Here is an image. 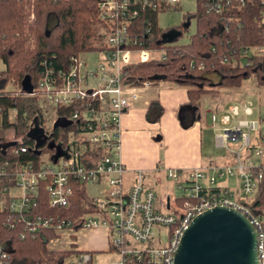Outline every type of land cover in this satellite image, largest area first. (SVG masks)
<instances>
[{
    "label": "built area",
    "instance_id": "1",
    "mask_svg": "<svg viewBox=\"0 0 264 264\" xmlns=\"http://www.w3.org/2000/svg\"><path fill=\"white\" fill-rule=\"evenodd\" d=\"M179 1L97 0L95 32L100 50L95 52L99 55L95 64H86L80 56L88 53L84 52L70 58L65 72L44 68L38 89L46 98L48 113H52L53 122L48 126L69 129L62 155L44 153L37 166L14 161L13 183H0V192L8 196L9 211L17 215L28 234L38 228L58 232L72 225L70 220L55 216L27 214L39 180H47V202L52 209L66 207L72 185L79 182L96 192H86L94 211L78 217L77 229L106 228L109 251L116 255V260L101 264H173L183 231L195 216L215 206L235 209L249 220L256 232L258 264H264L263 223L249 209L264 179V129L262 120L251 116L247 103L232 102L221 113L210 112L211 126L221 129L214 135V144L230 155V163H213L186 174L167 169L166 176L176 188L183 190L187 184L188 201L179 212L173 213L169 201H159L143 184L141 171H135L129 182L125 180L127 169L118 156L120 116L137 98L138 89L148 83L125 85L124 69L131 63L164 58L162 49L145 46L151 39V24L143 15L170 9ZM246 3H257L264 19V0H204L203 7L207 13L222 14L232 5ZM242 53L246 54L247 48ZM69 105L72 107L65 118L55 115L58 106ZM239 115L242 117L237 118ZM25 150L19 145L10 152L15 155ZM5 165V161L0 163V180L9 178ZM223 175L236 177L235 191L215 183ZM0 264H8L1 250ZM59 264L94 263L90 254L75 252Z\"/></svg>",
    "mask_w": 264,
    "mask_h": 264
},
{
    "label": "trees",
    "instance_id": "2",
    "mask_svg": "<svg viewBox=\"0 0 264 264\" xmlns=\"http://www.w3.org/2000/svg\"><path fill=\"white\" fill-rule=\"evenodd\" d=\"M96 1L0 0V163L5 161L9 172V178L0 183H13L14 161L37 166L44 153L62 155L69 129L46 125L47 101L38 89V81L45 67L54 73L65 72L70 58L100 50L95 44ZM203 2L194 0L191 16L195 31L183 44L176 43V38L188 21L163 30L156 24L158 11L146 12L143 17L151 24V39L145 46L162 49L164 58L131 63L123 76V83L128 86L167 81L184 87L187 102L183 107L193 110L195 119L200 115L202 100L220 98L221 88H238L249 76L255 78L256 85H264V51L255 52L264 49V19L259 5L237 4L225 13L214 14L205 11ZM243 48H247L246 54L242 53ZM71 107L58 106L55 115L65 118ZM8 130L9 139H3ZM19 145L26 147L25 152L13 155L11 149ZM263 184L264 179L249 208L258 217L264 215ZM46 185L45 179L37 183L35 201L27 214L70 220L68 229H77L78 217L94 211L83 183L72 185L68 205L58 209L48 206ZM186 201L183 194L169 197L170 210L179 212ZM55 237L51 228H38L28 234L17 215L9 211L8 196L0 192V250L8 264H59L72 251L48 250L47 242Z\"/></svg>",
    "mask_w": 264,
    "mask_h": 264
},
{
    "label": "crops",
    "instance_id": "3",
    "mask_svg": "<svg viewBox=\"0 0 264 264\" xmlns=\"http://www.w3.org/2000/svg\"><path fill=\"white\" fill-rule=\"evenodd\" d=\"M186 102V89L171 82H160L138 89L137 98L120 116L118 156L127 169L126 182L139 170L143 173V184L151 188L148 180L161 174L167 177V169H177L186 174L197 167L206 169L208 165L218 164L219 156L214 155L218 149L214 141L213 144L210 141L212 148L207 143L202 113H221L228 104L217 110L203 99L206 109L199 110L200 115L195 119L193 110L183 107ZM85 189L86 192H96L92 187ZM155 195L159 201H169L168 195L163 194V198ZM260 219L264 222V215ZM80 230L87 232L83 249L76 248L74 244ZM55 235V238L47 242L46 247L50 251L86 252L91 258L99 253H110L108 231L104 227L67 228L55 232ZM66 237L71 241L70 247H58Z\"/></svg>",
    "mask_w": 264,
    "mask_h": 264
},
{
    "label": "rangeland",
    "instance_id": "4",
    "mask_svg": "<svg viewBox=\"0 0 264 264\" xmlns=\"http://www.w3.org/2000/svg\"><path fill=\"white\" fill-rule=\"evenodd\" d=\"M194 10H195L194 0H180L176 6L157 13L156 15L157 27L163 30H172L173 28L179 27L184 22L188 21V26L183 28L180 31V34L176 38V43L179 44L186 43L188 41L189 35H191L195 31V22L193 17L191 16V14L194 13ZM28 20H31L30 17H28ZM95 26L94 29H96ZM263 51L264 49L261 48L255 50V52H263ZM80 56L85 59V62L88 66H92L93 64H95L96 60L99 58V55L95 52L84 53ZM2 67L3 66L0 62V70L2 69ZM211 78L213 81H216L215 77H211ZM220 92H221V97L218 99H212L206 97L205 99L207 104L211 105V107H216L215 109L218 110L222 108L224 105L226 106L227 104L232 102H236L239 104H241V102L247 103L252 109L251 116L253 118L259 117L262 120L261 129L262 130L264 129V85L261 86L256 85L255 78L253 76H249L248 78L244 79L241 82L240 87L234 89L221 88ZM202 102H201V109L202 108L206 109V104H203ZM12 115L13 113L11 112L10 118L12 117ZM239 117L241 118L242 116L239 115L237 118ZM202 118L204 124V134L205 137L206 136L208 137L207 143L211 147L210 141L213 144L214 135L219 131H221V129L216 124L211 126L210 113H205V115L204 113H202ZM52 122H53L52 113L49 112L47 113L46 125L48 126ZM10 133H11L10 130L4 132L2 138L6 140L9 139ZM217 149L218 150L214 151V155L219 156V158L217 157L218 165H224L230 163V155L221 148H217ZM148 181H149L148 184L151 186V188L160 198H163V194L168 195L170 198L179 197L182 196V194L185 196L187 194V184L183 190L181 189L179 190L178 188H176L175 182L165 177L163 174L155 175V177H151ZM215 183L221 187H223L224 185H228V188L235 191L238 182L234 175L232 176L223 175L222 177H217ZM256 191L258 192V190ZM256 196L257 193L254 196L253 200L252 201L250 200L251 203L255 200ZM262 227L264 229V225ZM86 234L87 232H85L84 230L83 231L80 230L78 232L74 240V244L76 245V248L83 249L84 244L87 241ZM70 244L71 241L66 237L63 240V243L58 245V247L69 248ZM114 260H116V255L112 254L111 252L109 254L99 253L97 255H94L92 258L94 264H101Z\"/></svg>",
    "mask_w": 264,
    "mask_h": 264
},
{
    "label": "water",
    "instance_id": "5",
    "mask_svg": "<svg viewBox=\"0 0 264 264\" xmlns=\"http://www.w3.org/2000/svg\"><path fill=\"white\" fill-rule=\"evenodd\" d=\"M173 264H258L255 229L235 209H207L183 231Z\"/></svg>",
    "mask_w": 264,
    "mask_h": 264
}]
</instances>
